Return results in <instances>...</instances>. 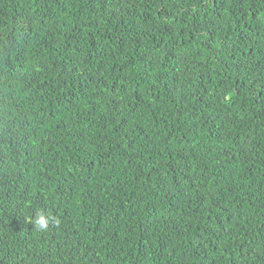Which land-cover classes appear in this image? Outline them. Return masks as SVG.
I'll list each match as a JSON object with an SVG mask.
<instances>
[{
	"label": "trees",
	"instance_id": "16d2710c",
	"mask_svg": "<svg viewBox=\"0 0 264 264\" xmlns=\"http://www.w3.org/2000/svg\"><path fill=\"white\" fill-rule=\"evenodd\" d=\"M0 264H264V0H0Z\"/></svg>",
	"mask_w": 264,
	"mask_h": 264
},
{
	"label": "clouds",
	"instance_id": "9594fccd",
	"mask_svg": "<svg viewBox=\"0 0 264 264\" xmlns=\"http://www.w3.org/2000/svg\"><path fill=\"white\" fill-rule=\"evenodd\" d=\"M53 221L59 223V221L55 220L54 217H50L45 212L40 211L35 214L30 223L37 231L43 232L47 230L49 224Z\"/></svg>",
	"mask_w": 264,
	"mask_h": 264
}]
</instances>
